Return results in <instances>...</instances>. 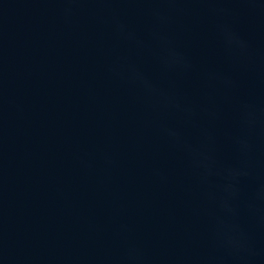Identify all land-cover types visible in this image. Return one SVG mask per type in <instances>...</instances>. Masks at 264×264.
Instances as JSON below:
<instances>
[{
	"label": "water",
	"instance_id": "95a60500",
	"mask_svg": "<svg viewBox=\"0 0 264 264\" xmlns=\"http://www.w3.org/2000/svg\"><path fill=\"white\" fill-rule=\"evenodd\" d=\"M0 264H264V0H0Z\"/></svg>",
	"mask_w": 264,
	"mask_h": 264
}]
</instances>
